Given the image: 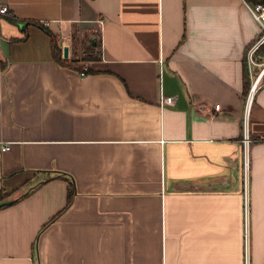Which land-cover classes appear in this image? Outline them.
<instances>
[{
	"label": "crops",
	"instance_id": "0c3cea01",
	"mask_svg": "<svg viewBox=\"0 0 264 264\" xmlns=\"http://www.w3.org/2000/svg\"><path fill=\"white\" fill-rule=\"evenodd\" d=\"M247 3L0 0V189L16 200L0 264H264V81L246 102L264 31ZM74 28L100 33L95 73L74 68Z\"/></svg>",
	"mask_w": 264,
	"mask_h": 264
},
{
	"label": "trees",
	"instance_id": "16d2710c",
	"mask_svg": "<svg viewBox=\"0 0 264 264\" xmlns=\"http://www.w3.org/2000/svg\"><path fill=\"white\" fill-rule=\"evenodd\" d=\"M247 1L250 2L251 4H254V5L258 4V3L264 4V0H247ZM41 26L51 36V40H52V43H53V51H54L55 56L57 57L58 62H60L61 64H64L65 61L61 57V49H60V47L58 45L56 35L53 33V31H51L44 24H41ZM258 37L259 36H257L256 39H258ZM100 40H101L100 33L98 31L93 32L92 35H88L87 34L84 37V40H83V44H84V50H83L84 52L83 53H84V56L82 57V59H84V60H96V59H101L102 58L101 41ZM253 43L251 42V44H253ZM251 44H249L248 47ZM254 56L258 60L264 59V42L256 49V51L254 53ZM74 68H76L77 70L81 71L84 74L95 73L97 71V70L93 69L90 66H74ZM263 80H264V77H263ZM250 85H251V81H250L249 71L247 70V67L245 66L244 89H243L244 94H248L249 89H250ZM69 185L70 186H69V190H68V198H67L68 200H67L66 206H68V204L71 202V200H72V198H73V196L75 194L74 182L72 180L69 181ZM10 193H12V192L6 193L4 189H0V202L7 200V197L9 196ZM15 201L16 200H9V202L6 203L5 205H9V204H11V203H13ZM5 205H3V206H5ZM55 217H53L48 223L53 221L55 219Z\"/></svg>",
	"mask_w": 264,
	"mask_h": 264
},
{
	"label": "built area",
	"instance_id": "2783aa9c",
	"mask_svg": "<svg viewBox=\"0 0 264 264\" xmlns=\"http://www.w3.org/2000/svg\"><path fill=\"white\" fill-rule=\"evenodd\" d=\"M248 7L250 8L252 14L255 16V18L262 24L263 26V31H264V4L262 3H258V4H255V5H250L248 4ZM0 12L1 13H5V14H9L11 13V10L9 8V6L7 4H3L0 6ZM264 35V33H263ZM259 43V42H258ZM254 45L250 52H249V60L253 63H255V60L253 58V52L254 50L256 49L257 45ZM264 77V67L263 69L256 75V78H255V81L253 83V85L251 86V90H250V93L248 95V99H247V102H251L252 100V96L255 92V89L256 87L258 86L260 80H262ZM173 99H174V96H162L161 97V103L163 104L164 102L166 103H172L173 102ZM215 107L216 108H219L220 107V104H215ZM251 138L248 134V129L245 130L244 132V137H243V146H244V169L245 171L247 172L248 170V167H249V147H250V143H251ZM9 148V145L8 146H4L3 149H8Z\"/></svg>",
	"mask_w": 264,
	"mask_h": 264
},
{
	"label": "rangeland",
	"instance_id": "374dc122",
	"mask_svg": "<svg viewBox=\"0 0 264 264\" xmlns=\"http://www.w3.org/2000/svg\"><path fill=\"white\" fill-rule=\"evenodd\" d=\"M86 30H84L83 28H77L75 29L74 28V35H73V38H72V44H73V47L75 49L74 51V54H78L79 55V62L75 63L76 66H81L82 64H85L83 61L84 59H82V57L84 56V44L82 43V38H84V32ZM256 78V75L254 76V79ZM264 80L262 79L260 81L263 82ZM247 99H248V96L246 97V102H247Z\"/></svg>",
	"mask_w": 264,
	"mask_h": 264
},
{
	"label": "water",
	"instance_id": "95a60500",
	"mask_svg": "<svg viewBox=\"0 0 264 264\" xmlns=\"http://www.w3.org/2000/svg\"><path fill=\"white\" fill-rule=\"evenodd\" d=\"M68 55H69V49H68V46H65L64 47V56L68 57ZM8 202H9V200L1 201L0 202V207H2L3 205H5Z\"/></svg>",
	"mask_w": 264,
	"mask_h": 264
}]
</instances>
